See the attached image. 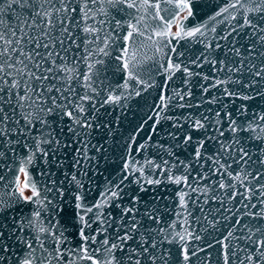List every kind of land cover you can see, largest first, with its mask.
I'll return each instance as SVG.
<instances>
[{"label": "snow or ice", "instance_id": "obj_1", "mask_svg": "<svg viewBox=\"0 0 264 264\" xmlns=\"http://www.w3.org/2000/svg\"><path fill=\"white\" fill-rule=\"evenodd\" d=\"M205 8L213 4L0 0V264H264V110L248 104L264 101V0H216L197 22ZM205 65L211 76L193 70ZM153 70L165 77L155 111L125 141L117 178L86 203L81 163L95 159L93 133L119 126L156 87ZM174 107L198 115H168ZM168 122L167 143L153 142ZM150 146L167 158L135 159ZM92 147L106 158L103 143ZM69 150L79 175L63 171ZM32 168L48 178L42 187ZM168 185L179 188L176 208Z\"/></svg>", "mask_w": 264, "mask_h": 264}, {"label": "water", "instance_id": "obj_2", "mask_svg": "<svg viewBox=\"0 0 264 264\" xmlns=\"http://www.w3.org/2000/svg\"><path fill=\"white\" fill-rule=\"evenodd\" d=\"M213 4V8L208 9L205 8L202 11L198 12L197 14V22H200L201 20H207L209 15L212 13V11L215 10L216 6V0H209ZM220 4L224 3V0H219ZM189 24H192L193 21L189 19ZM175 31V29H173ZM186 42H181L179 45L178 50L185 48ZM188 47L191 49L192 52H198L200 45H188ZM151 54V53H149ZM115 55V53H114ZM194 71L205 73L208 75H212V73L209 70V66L205 65L203 68H194ZM115 79L119 80L121 79L120 76H117ZM152 79L156 82V87L149 89L147 92L143 93V95L139 98H135L130 102V110L127 111V116L122 117L119 126L117 127L115 123H113L112 132L111 134H107L105 132H101L99 135L93 133V137L90 139V144L87 147V154L89 156L95 157L93 160L89 161H82L81 167L85 168L88 172L87 177H81L86 181V187H91L92 191L88 195V199L86 203H92L95 202L101 193V191L104 188L105 185V177H108L109 179H115L118 175V170L120 168V165L123 163V156L127 155V152L125 150V141L129 140L130 137L134 134L136 131L138 125H140L144 119L147 118V115L150 111H155L153 108L154 104L159 103L158 97L160 95V85L163 83L165 77L163 75H158L153 70V76ZM198 78L193 79V83H196V80ZM174 86L176 88H179L183 85V74L177 73L176 78H174ZM195 93V100L196 102H200L201 95L200 91L198 89H193ZM216 90L213 89L211 92H209V96L215 95ZM171 95V92L169 93ZM191 103V101H189ZM224 103H227L229 105L228 109L231 110L233 105L229 103V101L225 100ZM237 104L241 103L240 101L236 102ZM250 111L260 112L264 110V101L262 100H256V101H250L248 102ZM205 107H209L208 105H205ZM219 105H216L214 107L215 109H218ZM189 111L192 113L198 115V110L193 109H180V108H172L167 114L170 116H180L181 113L187 114ZM117 115H120L119 109L116 111H113L111 115H105L103 119L105 121L113 120V118ZM152 124V121H149L147 125H144V131L139 133V136L137 137L138 143H143L148 135H150V126ZM171 122H168L165 130L161 131L158 136H153V142L158 143H167V141L161 140L162 136H166L167 130L170 128ZM100 143H103L105 147L107 148L106 158L101 159V153H97L95 148L92 147V145H98ZM133 154L135 159L141 160V163L144 162L147 158L157 159L158 162H160L162 159L167 158L163 152H161L159 149H157L154 146L148 147L147 151L141 152L137 154L135 152V149H133ZM76 159L75 156L72 154V150H69L68 158L65 160V168L63 171L71 173H78L77 169L73 167L69 160L74 161ZM181 159H184V156L181 155ZM99 161V163H97ZM31 172L35 174V179L37 182L38 187H42L44 182L48 179L47 177H41L39 175V169L38 168H32ZM88 177L91 178V182L88 183ZM57 180H64V176L62 175V172L59 170H56V175L54 177ZM21 180H23V176H21ZM191 181V177H190ZM68 181L65 180V185H67ZM163 190V189H162ZM167 194L168 196L173 198V202L171 203V208H176L177 204L175 203L176 200H178V196L175 195L179 191L178 186L176 185H168L167 186ZM54 193H49L48 195L51 196ZM31 205L23 206V211L28 212L31 209ZM195 215H200L199 211L197 210ZM168 219L175 221L176 217L172 215L170 212L168 214ZM194 227L197 228L199 231L200 228L198 225L194 224ZM95 227V225H94ZM206 235V234H205ZM218 247V246H217ZM212 251L213 257L217 255L215 250ZM84 264H87V262H84Z\"/></svg>", "mask_w": 264, "mask_h": 264}, {"label": "trees", "instance_id": "obj_3", "mask_svg": "<svg viewBox=\"0 0 264 264\" xmlns=\"http://www.w3.org/2000/svg\"><path fill=\"white\" fill-rule=\"evenodd\" d=\"M26 194H29V193H26Z\"/></svg>", "mask_w": 264, "mask_h": 264}]
</instances>
